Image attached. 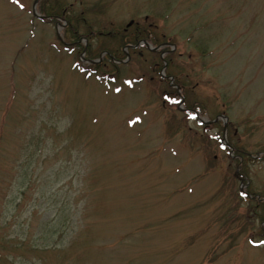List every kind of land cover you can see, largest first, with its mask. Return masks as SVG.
<instances>
[{"label":"rangeland","instance_id":"374dc122","mask_svg":"<svg viewBox=\"0 0 264 264\" xmlns=\"http://www.w3.org/2000/svg\"><path fill=\"white\" fill-rule=\"evenodd\" d=\"M36 1L0 0V264H264V0Z\"/></svg>","mask_w":264,"mask_h":264},{"label":"flooded vegetation","instance_id":"af4514ba","mask_svg":"<svg viewBox=\"0 0 264 264\" xmlns=\"http://www.w3.org/2000/svg\"><path fill=\"white\" fill-rule=\"evenodd\" d=\"M54 17H55V16L53 15V16H47L46 18H47L48 20H52V19H54ZM131 28H132V27L127 28V29L124 31V34L129 33V31H130ZM134 33H135V32H134ZM134 33H133V34H134ZM139 33H140V31H139ZM142 35H143V33H140V36H141L140 39L137 37L138 40H135V41H138V43H137L135 46H134V45H130V46L128 45V47H131V46H132L133 48L136 47L138 44L142 43V42H140L141 39H142L143 42H145V40H143ZM132 36H133V35H132ZM145 43H146L147 45H149L148 42H145ZM147 47H148V46H147ZM111 59H112L113 61H115V62L117 61V60H115V58L112 57V56H111ZM178 89H180V88H178ZM180 91H181V90H180Z\"/></svg>","mask_w":264,"mask_h":264},{"label":"trees","instance_id":"16d2710c","mask_svg":"<svg viewBox=\"0 0 264 264\" xmlns=\"http://www.w3.org/2000/svg\"><path fill=\"white\" fill-rule=\"evenodd\" d=\"M140 39V33H139V31L138 32H135L134 34H133V36H132V40H138V38ZM143 37V36H142ZM135 43V45L138 43V41H135L134 42ZM111 61H113L112 59H111ZM104 78H106V77H104Z\"/></svg>","mask_w":264,"mask_h":264},{"label":"water","instance_id":"95a60500","mask_svg":"<svg viewBox=\"0 0 264 264\" xmlns=\"http://www.w3.org/2000/svg\"><path fill=\"white\" fill-rule=\"evenodd\" d=\"M39 3V0H37L36 2H35V5H34V7H35V10H34V15L36 16V17H38V18H40V16L37 14V12H36V5ZM131 25V24H130ZM129 25V26H130ZM147 45V44H146ZM147 46H149V45H147ZM150 48V47H149ZM227 118H224V120H226Z\"/></svg>","mask_w":264,"mask_h":264}]
</instances>
